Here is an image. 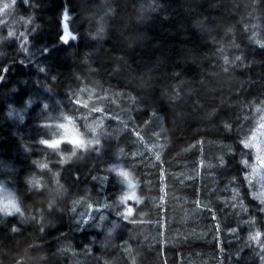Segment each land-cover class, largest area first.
I'll list each match as a JSON object with an SVG mask.
<instances>
[{
    "label": "trees",
    "instance_id": "obj_1",
    "mask_svg": "<svg viewBox=\"0 0 264 264\" xmlns=\"http://www.w3.org/2000/svg\"><path fill=\"white\" fill-rule=\"evenodd\" d=\"M2 16L0 173L21 209L0 216V264H264L210 194L240 192L264 227L242 133L264 104V0H15ZM57 108L80 143L49 146Z\"/></svg>",
    "mask_w": 264,
    "mask_h": 264
},
{
    "label": "rangeland",
    "instance_id": "obj_2",
    "mask_svg": "<svg viewBox=\"0 0 264 264\" xmlns=\"http://www.w3.org/2000/svg\"><path fill=\"white\" fill-rule=\"evenodd\" d=\"M15 10V0H0V16H7V19L10 18L12 12ZM3 17V16H2ZM6 18V17H5ZM6 19V21H7ZM5 20V19H4ZM11 23V22H10ZM11 26V25H9ZM48 125L46 127V133L48 135L49 146L54 148L65 140H71V142L80 143V135H79V125L77 120L71 116L70 114L61 111V109L57 108L53 112L50 113V118L48 120ZM243 138L244 142L250 150L249 156L243 158V161L248 164L250 167L249 174V183L250 194L253 199L259 197L263 202L264 207V104H259L253 108L250 113L249 118L247 119L244 127H243ZM147 142V141H146ZM147 147H151L157 154L158 148L160 147L159 143L153 145L152 143H148ZM207 167H214V161H207ZM1 171V169H0ZM214 179L211 183H216ZM221 181V180H220ZM220 182L215 188L210 190V194H217L215 198L212 199V202L215 205L220 207L222 210V206H227L225 220L228 222L239 220L240 224L237 223V229L240 234L239 239L241 238V227L243 224L248 227V230L244 234L249 233V229L252 225V230L250 231V236H254L257 232H259V238L256 240H250L247 238L245 241V245L248 246V241H252V247L254 254H258L259 257L264 258V227L258 228L257 221L254 217H249L243 219L241 216L243 215V210L248 211L246 208L240 192L231 191L230 197L227 193L224 192V186ZM227 191V189H226ZM213 196V197H214ZM134 198V192L129 190L126 194V198ZM211 197V196H210ZM164 196L162 197V199ZM208 200V197H207ZM20 203L18 196L14 192V190L4 181V177L0 173V216H4L7 213H17L20 211ZM264 209V208H263ZM81 214L79 215V220H82V224L85 225L90 220H92L97 214V208L94 205H90L88 208L81 210ZM197 210L194 208L191 209V214L189 215L190 219H201V216L197 214ZM223 213V210H222ZM248 214V212H245ZM102 214L101 216H103ZM243 219V220H242ZM193 226L190 227L192 229ZM264 260V259H263ZM191 264H197L196 260H190Z\"/></svg>",
    "mask_w": 264,
    "mask_h": 264
},
{
    "label": "snow or ice",
    "instance_id": "obj_3",
    "mask_svg": "<svg viewBox=\"0 0 264 264\" xmlns=\"http://www.w3.org/2000/svg\"><path fill=\"white\" fill-rule=\"evenodd\" d=\"M64 42H67V39H64ZM44 143H47V141H45ZM259 232H257L254 236H250L249 239L250 240H256L259 238Z\"/></svg>",
    "mask_w": 264,
    "mask_h": 264
}]
</instances>
